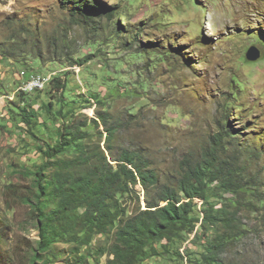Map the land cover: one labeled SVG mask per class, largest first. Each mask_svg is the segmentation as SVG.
Masks as SVG:
<instances>
[{"label":"rangeland","instance_id":"1","mask_svg":"<svg viewBox=\"0 0 264 264\" xmlns=\"http://www.w3.org/2000/svg\"><path fill=\"white\" fill-rule=\"evenodd\" d=\"M98 2L118 7L121 13L113 16L115 22L125 20L130 25L143 26L138 39L150 42L133 41L123 47L110 38L109 44L97 45L99 41L95 40L101 39L105 27L114 24L112 18L103 16L99 22L102 29L90 31L86 24L74 22L76 17L70 7L60 0H0V218L9 219L14 237L24 244L22 248L38 238L32 225L21 223L25 206L15 204L6 208L3 203L4 185L26 183L30 177L24 175V168L34 167L41 160L32 136L9 113V107L15 105L9 101L23 104L14 91L23 81L18 78L20 70L27 67L18 61L20 56L8 57L3 52L4 48L13 46L15 35L22 28L30 26L35 35L43 38L40 52L44 60L39 62L35 55H29L24 62L28 61L33 70L44 76L54 72L63 78L68 70L67 88L78 93L85 89L97 92L102 103L97 99L92 101L93 105L78 101L73 109L80 106L83 109L76 113L91 117L98 109L121 119L119 125L124 129L119 128L121 131L110 141L142 144L159 169L177 170L183 158L197 156L217 131L228 129L235 136L224 137L223 157H230L245 177H255L253 201L257 206V212L247 208L240 213L242 221L252 230L239 243L248 249L235 254L238 258L243 256L246 264H264V0ZM55 40L58 51L53 50V45L46 49ZM174 44L180 45V53L171 47ZM139 46L144 48L142 52L138 51ZM251 47L253 54L258 53L252 60L246 57ZM97 48L101 51L97 52ZM88 53L95 55L83 66L71 61ZM234 81L241 84L242 90L233 95L237 86ZM29 96L34 98V108L43 101H53L49 87ZM238 104L239 109L235 108ZM239 110L248 122L238 124L233 114ZM103 133L102 146L106 136ZM138 190L144 207V189L141 186ZM128 202L127 210L132 211L136 201L128 199ZM114 230L93 233L81 252L90 250L97 255L103 250L97 259L99 264H106L112 258L108 250ZM22 234L28 242L20 238ZM192 239L193 235L188 236L171 247L175 250L179 246L181 253L199 252L202 248L191 243ZM56 246L63 251L69 248L62 242ZM170 255V258L153 256L141 264H187L186 260L175 261L173 251ZM46 264H63V261L55 259Z\"/></svg>","mask_w":264,"mask_h":264},{"label":"trees","instance_id":"2","mask_svg":"<svg viewBox=\"0 0 264 264\" xmlns=\"http://www.w3.org/2000/svg\"><path fill=\"white\" fill-rule=\"evenodd\" d=\"M60 3L70 7L75 23L86 24L90 31L102 29L99 22L103 16L112 18L114 24L105 27L101 39L95 40L99 41L97 45L109 44L110 38L123 47L133 41L150 42L138 39L143 26L113 20V16L121 13L118 7L102 5L98 0H60ZM22 29L15 35L13 46L3 49L8 57L20 56L18 61L27 67L20 70L18 78L23 80L20 85L32 76H44L33 70L28 61L24 62L29 55H35L39 62L44 60L40 52L43 38L35 35L30 26ZM57 41L49 42L46 49L53 45L57 52ZM171 47L179 53L182 49L175 44ZM143 50L139 46L138 51ZM92 55L95 54H83L71 61L83 66ZM48 74L51 76L42 88L17 87L14 95L17 94L22 105H16V100L9 101L15 104L9 107L10 117H16L15 123H23L41 160L34 167L24 168V175L30 177L26 183L4 185L3 203L6 208L15 204L25 206L21 223L32 225L38 238L22 248L24 244L14 237L9 219L0 218V264H46L55 259L62 260L63 264H99L97 257L103 250L95 255L90 250L81 252V248L90 243L93 233H105L111 228L115 229L108 250L112 258L106 264H141L153 256L170 258L172 251L175 261L186 260L187 264H246L243 256L238 258L235 253L248 249L239 243L252 229L242 221L240 213L247 208L257 212L253 201L255 177H245L230 157H223L224 137H235L228 129L211 135L199 154L183 158L177 170L159 169L142 144L110 141L121 131V119L98 109L91 117L76 113L83 109L82 106L73 109L78 101L93 105L92 101L97 99L101 104L97 92L85 89L78 93L74 88H67L68 70L63 78L54 72ZM234 83L237 86L233 95L242 90L238 81ZM45 87H49L53 101H43L34 108V98L29 95ZM235 108L239 109V104ZM233 116L238 124L248 122L241 110ZM103 132L106 136L102 146ZM141 186L144 207L138 190ZM128 199L136 201L132 211L127 210ZM191 234V243L202 248L199 252L181 253L179 246L172 249V244ZM20 238L28 242L23 234ZM58 242L67 243L69 248L57 250ZM18 247L21 248L17 254Z\"/></svg>","mask_w":264,"mask_h":264},{"label":"built area","instance_id":"3","mask_svg":"<svg viewBox=\"0 0 264 264\" xmlns=\"http://www.w3.org/2000/svg\"><path fill=\"white\" fill-rule=\"evenodd\" d=\"M50 76L51 74H47L46 76H32L27 82L20 85L19 89L32 90L34 88H42L44 83L50 78Z\"/></svg>","mask_w":264,"mask_h":264},{"label":"water","instance_id":"4","mask_svg":"<svg viewBox=\"0 0 264 264\" xmlns=\"http://www.w3.org/2000/svg\"><path fill=\"white\" fill-rule=\"evenodd\" d=\"M253 47H251V49L248 50V52L246 53V57L250 60L252 59H256V57L258 56V53L255 52L254 54L252 53Z\"/></svg>","mask_w":264,"mask_h":264}]
</instances>
